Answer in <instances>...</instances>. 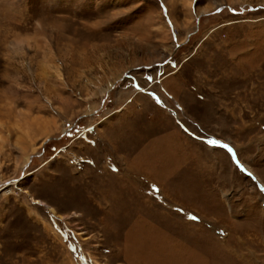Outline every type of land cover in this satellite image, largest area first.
<instances>
[{
    "label": "rangeland",
    "instance_id": "rangeland-1",
    "mask_svg": "<svg viewBox=\"0 0 264 264\" xmlns=\"http://www.w3.org/2000/svg\"><path fill=\"white\" fill-rule=\"evenodd\" d=\"M158 110L226 155L224 212L117 155ZM0 264H264V0H0Z\"/></svg>",
    "mask_w": 264,
    "mask_h": 264
},
{
    "label": "crops",
    "instance_id": "crops-1",
    "mask_svg": "<svg viewBox=\"0 0 264 264\" xmlns=\"http://www.w3.org/2000/svg\"><path fill=\"white\" fill-rule=\"evenodd\" d=\"M129 122L130 138L138 143L132 145L131 152L127 151L131 145L124 143L125 134H120L116 129L113 134L107 132L111 139L120 140L116 153L124 157L123 161L140 164L142 168L152 165L154 179L159 180V184L169 193V200L182 205L187 212L225 211L223 201L227 195L231 196L235 192L237 174L222 151L208 149L187 137L160 110L153 119L139 122L137 118ZM144 210L153 212V219L158 218L154 223H162L168 212H172L161 206ZM184 225L185 234L194 238L197 225L186 221Z\"/></svg>",
    "mask_w": 264,
    "mask_h": 264
},
{
    "label": "bare ground",
    "instance_id": "bare-ground-1",
    "mask_svg": "<svg viewBox=\"0 0 264 264\" xmlns=\"http://www.w3.org/2000/svg\"><path fill=\"white\" fill-rule=\"evenodd\" d=\"M189 5V4H188ZM190 6V5H189ZM189 6H188V8H189Z\"/></svg>",
    "mask_w": 264,
    "mask_h": 264
},
{
    "label": "snow or ice",
    "instance_id": "snow-or-ice-1",
    "mask_svg": "<svg viewBox=\"0 0 264 264\" xmlns=\"http://www.w3.org/2000/svg\"><path fill=\"white\" fill-rule=\"evenodd\" d=\"M193 219H195V217H193Z\"/></svg>",
    "mask_w": 264,
    "mask_h": 264
}]
</instances>
